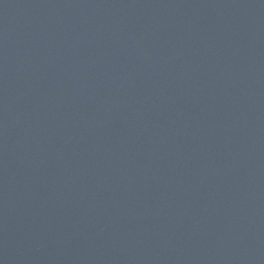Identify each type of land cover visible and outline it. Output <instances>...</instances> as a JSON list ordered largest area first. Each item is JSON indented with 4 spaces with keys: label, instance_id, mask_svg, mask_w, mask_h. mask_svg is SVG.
<instances>
[{
    "label": "water",
    "instance_id": "water-1",
    "mask_svg": "<svg viewBox=\"0 0 264 264\" xmlns=\"http://www.w3.org/2000/svg\"><path fill=\"white\" fill-rule=\"evenodd\" d=\"M0 264H264V0H0Z\"/></svg>",
    "mask_w": 264,
    "mask_h": 264
}]
</instances>
